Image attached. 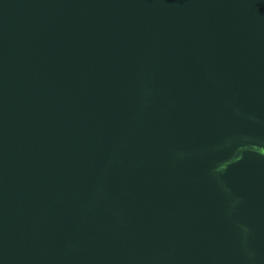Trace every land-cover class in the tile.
<instances>
[{"label": "water", "instance_id": "1", "mask_svg": "<svg viewBox=\"0 0 264 264\" xmlns=\"http://www.w3.org/2000/svg\"><path fill=\"white\" fill-rule=\"evenodd\" d=\"M0 264H264V0H0Z\"/></svg>", "mask_w": 264, "mask_h": 264}]
</instances>
